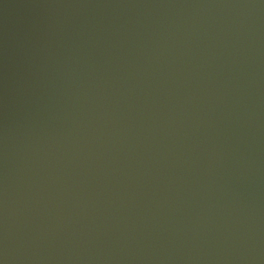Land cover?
<instances>
[{"label": "water", "instance_id": "1", "mask_svg": "<svg viewBox=\"0 0 264 264\" xmlns=\"http://www.w3.org/2000/svg\"><path fill=\"white\" fill-rule=\"evenodd\" d=\"M0 264H264V0H0Z\"/></svg>", "mask_w": 264, "mask_h": 264}]
</instances>
